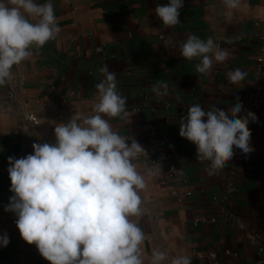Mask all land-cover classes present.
Masks as SVG:
<instances>
[{"label":"crops","instance_id":"crops-1","mask_svg":"<svg viewBox=\"0 0 264 264\" xmlns=\"http://www.w3.org/2000/svg\"><path fill=\"white\" fill-rule=\"evenodd\" d=\"M50 2L60 32L33 46L32 56L0 86V235L10 241L0 247V264H50L22 239L16 215L5 211L14 195L8 157L32 154L34 143L54 144L55 125L75 113L94 114L105 65L115 73L127 115L104 118L145 150L133 160L146 187L139 192L140 214L130 217L145 235L144 264L153 250L169 258L189 255L191 264H264V125L250 120L253 151L234 147L232 159L211 174L210 161L197 160L196 146L179 135V121L193 104L226 110L239 101L236 115L250 112L256 56L264 45V0H241L230 16L223 0H184L180 23L172 27L154 12L167 0ZM188 35L221 43L229 57L214 62L210 74L197 73L199 60L180 55ZM237 67L247 75L231 83L227 73ZM157 81L168 84L166 95L152 91Z\"/></svg>","mask_w":264,"mask_h":264},{"label":"clouds","instance_id":"clouds-1","mask_svg":"<svg viewBox=\"0 0 264 264\" xmlns=\"http://www.w3.org/2000/svg\"><path fill=\"white\" fill-rule=\"evenodd\" d=\"M240 2L223 0L229 16ZM183 7L184 0H167L154 12L163 25L172 27L180 23ZM59 32L50 0H0V86L12 78L14 66L32 56L33 46L43 47ZM180 55L198 59L195 71L206 74L229 52L211 38L188 35L180 44ZM100 72L104 79L95 85L94 114L75 113L55 125L54 144L34 143L32 154L8 157L9 190L14 195L5 211L16 215L22 239L35 244L50 264H144L145 235L130 217L140 214L139 192L146 187L133 160L145 150L134 139L113 131L104 118L126 116V99L117 91L115 73L107 65ZM246 75L243 67H237L227 73V79L236 83ZM152 91L158 97L166 95L168 84L157 81ZM242 108L239 101L226 110L193 104L179 121V135L196 146L197 160L210 161V174L232 159L234 147L245 154L253 151L248 125L257 117L253 112L236 115ZM154 167L160 169L158 164ZM9 242L6 233L0 235V247ZM166 262L191 264V257L169 258L166 251H152L150 264Z\"/></svg>","mask_w":264,"mask_h":264},{"label":"built area","instance_id":"built-area-1","mask_svg":"<svg viewBox=\"0 0 264 264\" xmlns=\"http://www.w3.org/2000/svg\"><path fill=\"white\" fill-rule=\"evenodd\" d=\"M221 48V43H216ZM256 67L254 69V79L256 81L255 88L250 93L251 99V108L250 112L255 113L257 119L255 121L251 120L254 125L262 126L264 125V45L261 48V51L256 56ZM211 71L206 73L210 74ZM8 97L11 100L18 101L17 96L14 91L8 93ZM31 120H36L35 117L30 116ZM16 224V221L14 222Z\"/></svg>","mask_w":264,"mask_h":264}]
</instances>
